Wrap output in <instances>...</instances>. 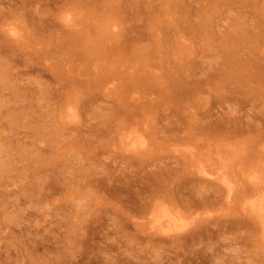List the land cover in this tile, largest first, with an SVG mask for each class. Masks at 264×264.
<instances>
[{
  "label": "rangeland",
  "instance_id": "374dc122",
  "mask_svg": "<svg viewBox=\"0 0 264 264\" xmlns=\"http://www.w3.org/2000/svg\"><path fill=\"white\" fill-rule=\"evenodd\" d=\"M5 18L0 264H264V0H0ZM157 206L188 227L153 235Z\"/></svg>",
  "mask_w": 264,
  "mask_h": 264
},
{
  "label": "bare ground",
  "instance_id": "6f19581e",
  "mask_svg": "<svg viewBox=\"0 0 264 264\" xmlns=\"http://www.w3.org/2000/svg\"><path fill=\"white\" fill-rule=\"evenodd\" d=\"M10 1H12V0H10ZM3 13V12H2ZM6 14V13H5ZM2 18V17H1ZM8 18H10L9 16H8ZM6 20H7V18H5L4 20H0V28L1 27H5L6 29H4V31H3V33L4 34H2V37H6V38H8L9 40H8V42H17V41H19L20 40V38L22 37V35H21V33H20V31L19 30H17V28L15 27V26H13L12 24H5L4 25V23L6 22ZM72 20H71V18L69 17V16H67L66 17V19H65V22H66V26L65 27H69L71 24H70V22H71ZM77 24V23H76ZM75 24V25H76ZM18 27V26H17ZM113 27H114V25H113ZM69 28H71V27H69ZM73 28V27H72ZM112 28V27H111ZM115 28V27H114ZM74 29V28H73ZM111 32V31H110ZM2 33V32H1ZM106 34H108V33H106ZM116 34V33H115ZM4 35V36H3ZM23 39V38H22ZM152 40V39H151ZM7 42V41H6ZM17 44V43H16ZM6 45V44H5ZM8 47V46H7ZM90 48V47H89ZM178 53V52H177ZM180 58V57H179ZM182 59V58H181ZM126 67V66H125ZM121 71V70H120ZM108 82V81H107ZM201 103V102H200ZM69 106V105H68ZM195 106V105H194ZM200 107V106H199ZM70 108V107H69ZM75 110V109H74ZM229 125V124H228ZM214 127V126H213ZM216 127H218V126H215V129L217 130V128ZM222 127H224V126H222ZM226 127V126H225ZM231 128V127H230ZM234 128V127H233ZM214 129V130H215ZM225 129H229L228 127H226ZM219 130H220V132H221V129L219 128ZM233 130V129H232ZM237 129L235 128V131H236ZM209 131H212V129L211 130H209ZM229 131V130H228ZM227 131V132H228ZM214 132V131H213ZM217 132V131H216ZM239 132V131H238ZM225 133V132H224ZM232 133V132H231ZM123 134V137H124V139L125 140H129V141H131L132 140V138H129L130 137V133H129V136H127L128 135V133H127V135H124V134H126V133H119V135H122ZM229 134V133H228ZM239 134V133H238ZM237 134V135H238ZM122 140H123V138H122ZM130 144V145H129ZM129 144H128V147H130L131 149L132 148H138L139 146H143V142L141 143V144H139V145H134V144H132V143H130L129 142ZM229 145V144H228ZM241 148V147H240ZM245 150V149H244ZM137 152V151H136ZM211 152V151H210ZM222 152V151H221ZM261 152V151H260ZM243 154V153H242ZM191 155V154H190ZM210 155L211 154H209V157H210ZM187 156V155H186ZM194 158H196L195 157V155H192ZM212 156V155H211ZM256 156V155H255ZM189 158V157H188ZM192 158V157H191ZM252 158V157H251ZM259 158V157H258ZM255 159V158H254ZM189 160V159H188ZM191 160V159H190ZM248 160V159H247ZM251 160V159H250ZM262 160H264V159H262ZM193 161V160H192ZM210 161H211V159H210ZM200 162V161H199ZM245 162V161H244ZM257 162V161H256ZM260 162H261V160H260ZM240 163V162H239ZM235 165V164H234ZM256 165V164H255ZM208 166V165H207ZM205 167V166H201V167H198L197 168V170H196V173L195 174H197V175H199V182L200 183H205V184H211V183H215V182H217L216 184H218L219 183V185L221 186H223L224 187V189H225V191H226V195H227V198H231L232 196H231V193H233L234 192V188H233V185H234V183L232 184V182H231V180L226 176V174L225 173H222V172H224L223 170L222 171H219V172H215V170L214 171H211L210 169H209V167ZM212 166V165H211ZM222 166V165H221ZM241 166V165H240ZM249 166V165H248ZM217 167V166H216ZM223 167V166H222ZM257 167H258V165H257ZM214 168V167H213ZM254 168V167H253ZM256 168V167H255ZM224 169V168H223ZM251 169V168H250ZM260 169V168H259ZM258 169V170H259ZM227 170V169H226ZM221 172V173H220ZM227 172V171H226ZM227 173H229V172H227ZM232 173V172H231ZM258 173H260V172H258ZM258 173L257 172H253L251 175L249 174L248 175V181L249 182H252V183H246V184H249V185H253V188H255L254 190L255 191H261V190H264V186H262V185H264V184H260V183H258L260 180H261V176H259L258 175ZM227 175H229V174H227ZM235 177V176H234ZM165 179V178H164ZM262 181H264V180H262ZM159 182H160V180H159ZM233 182H234V179H233ZM247 182V181H246ZM154 184L155 183H152V187H154ZM215 184V185H216ZM156 185V184H155ZM159 186H160V183H159ZM221 186V187H222ZM220 187V188H221ZM246 187V186H245ZM248 187V186H247ZM250 187L251 186H249L248 188L250 189ZM248 188H247V191H248ZM239 190V189H238ZM222 191H223V189H222ZM245 192H246V188H245V190H244ZM258 191V192H259ZM236 192V191H235ZM174 194V193H173ZM234 194V193H233ZM254 194H256V192L254 193ZM155 195V194H154ZM224 195V194H223ZM222 195V196H223ZM237 195V194H236ZM156 196V195H155ZM231 196V197H230ZM154 197V196H153ZM237 197V196H236ZM245 197V196H244ZM261 197V196H260ZM150 198H152V197H150ZM155 199V198H154ZM149 201V200H148ZM148 201L146 202V203H148ZM151 201V200H150ZM194 202V201H193ZM145 203V204H146ZM151 203H152V201H151ZM180 203V202H179ZM219 203H220V201H219ZM183 204V203H182ZM187 204V203H186ZM222 204V203H221ZM148 205V204H147ZM151 205V204H150ZM196 205V204H195ZM198 205V204H197ZM155 206V205H154ZM186 206H188V205H186ZM199 206H200V204H199ZM198 206V207H199ZM202 206V205H201ZM149 207V206H148ZM191 207H193V205H191ZM195 207V206H194ZM146 208V207H145ZM145 208H144V210H145ZM187 208L188 207H186V210H187ZM197 208V207H196ZM147 209V208H146ZM178 209V208H177ZM248 209H250V214L251 215H253L254 217H255V223H256V225H258L259 226V232H258V234L260 233V236H261V240H262V242H264V197H262V199L260 198L259 200L256 198L255 200H253L252 202H249V205H248ZM143 210V211H144ZM190 210H191V208H190ZM149 211V210H148ZM146 212H147V210H146ZM150 212V211H149ZM148 212V213H149ZM233 212V211H232ZM238 212V211H237ZM187 214V213H186ZM189 214V213H188ZM191 215L193 214V213H190ZM143 215V214H142ZM186 215H181V214H179L178 212H176V211H174V210H171V209H169V208H165V207H162V206H157V208L155 209V210H152L151 212H150V218H149V224L151 225V229H154L155 230V233H152L153 235H156V234H164V233H167V232H171V231H178V230H183V229H185L186 228V226L189 224V222H188V220H187V218L185 217ZM193 216H194V214H193ZM196 216V215H195ZM252 216V217H253ZM191 217V216H190ZM250 217V216H249ZM197 219H200L199 217H197ZM190 220V219H189ZM200 220H203L202 218L200 219ZM191 222H198V221H196V217H192V220H191ZM255 225V224H254ZM139 226V225H138ZM141 226V225H140ZM188 227V226H187ZM257 227V226H256ZM258 228V227H257ZM256 228V229H257ZM143 229H145V228H143ZM153 230V231H154ZM256 232H257V230H256ZM204 236V232H199V233H197L195 236H193L192 238H194V239H192V240H195L196 238L197 239H201L202 237ZM183 242H184V244H186V243H188L187 242V239H181ZM261 242V241H260Z\"/></svg>",
  "mask_w": 264,
  "mask_h": 264
}]
</instances>
